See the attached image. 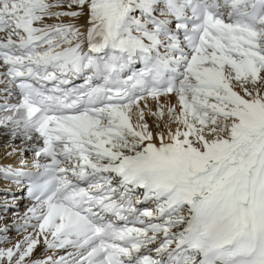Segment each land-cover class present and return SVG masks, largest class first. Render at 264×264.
I'll use <instances>...</instances> for the list:
<instances>
[{"label":"snow or ice","instance_id":"snow-or-ice-1","mask_svg":"<svg viewBox=\"0 0 264 264\" xmlns=\"http://www.w3.org/2000/svg\"><path fill=\"white\" fill-rule=\"evenodd\" d=\"M0 138V264H264V0H0Z\"/></svg>","mask_w":264,"mask_h":264},{"label":"bare ground","instance_id":"bare-ground-1","mask_svg":"<svg viewBox=\"0 0 264 264\" xmlns=\"http://www.w3.org/2000/svg\"><path fill=\"white\" fill-rule=\"evenodd\" d=\"M16 143H19V141H16ZM5 163H12L13 166H16L17 162L15 160V157H5L4 156V145H3V139L0 138V164ZM5 183H10L7 181L0 180V186L2 187ZM17 195H20L19 190H17ZM11 199V197H8ZM29 203V201L26 199L25 192L23 193V196L20 201V207L18 209L19 212H23L25 210V206Z\"/></svg>","mask_w":264,"mask_h":264},{"label":"rangeland","instance_id":"rangeland-1","mask_svg":"<svg viewBox=\"0 0 264 264\" xmlns=\"http://www.w3.org/2000/svg\"><path fill=\"white\" fill-rule=\"evenodd\" d=\"M1 187V186H0Z\"/></svg>","mask_w":264,"mask_h":264}]
</instances>
